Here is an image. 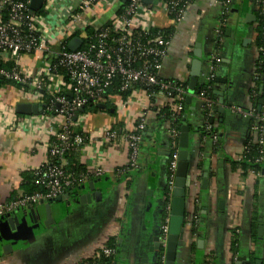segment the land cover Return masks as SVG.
I'll return each instance as SVG.
<instances>
[{"label": "crops", "instance_id": "crops-1", "mask_svg": "<svg viewBox=\"0 0 264 264\" xmlns=\"http://www.w3.org/2000/svg\"><path fill=\"white\" fill-rule=\"evenodd\" d=\"M62 4L66 8L71 5ZM62 4L58 0L50 12L64 16ZM255 12L256 0H193L177 25L163 9L150 17L152 27L171 32L159 76L186 84V97L194 52L196 45L200 46L201 67L185 124L190 130L191 157L186 214L196 219L197 233L191 234L184 226L176 264H204L209 254L214 259L208 264H264V165L258 173L245 174L235 165L242 160L245 144L255 143L254 117L244 116L237 109L252 111L255 116L264 114V97L255 80L256 26L251 19ZM94 13L99 18L94 20L95 26L109 17L108 11ZM41 58L38 54L35 64ZM202 86L208 87L207 95L200 90ZM30 94L32 91L23 93L13 86L0 88V103L13 110L18 104H40L26 101ZM107 106L99 109L109 112L72 118L87 136L79 160L90 178L77 193L64 194L69 197L60 202L42 200L40 207L20 208L22 223L14 225V231L6 219L2 220L0 264H77L96 255L109 241L112 264L158 263L156 244L165 218L171 153L169 124L163 119L169 100L157 93L148 100L139 95L121 109L112 100ZM203 108L208 109L207 121ZM12 113L19 127L0 128V206L18 190L23 171L47 164L50 129L65 123L54 115L47 117L44 109L38 116ZM142 113L145 121L138 133L137 167L124 181L121 169L128 165L126 146L103 134L113 128L123 134L132 131ZM204 124L208 132L201 134L199 128ZM262 151L260 160L264 163V145ZM96 168L101 170L100 176L93 175ZM17 195H21L19 190ZM45 204L50 205L52 220L46 226ZM30 210L36 223L28 218ZM234 237L236 249L232 254L230 242Z\"/></svg>", "mask_w": 264, "mask_h": 264}, {"label": "built area", "instance_id": "built-area-1", "mask_svg": "<svg viewBox=\"0 0 264 264\" xmlns=\"http://www.w3.org/2000/svg\"><path fill=\"white\" fill-rule=\"evenodd\" d=\"M127 1L128 4L123 13L117 15L120 0H61V4L64 2L71 3V5L66 8L62 4L61 6L66 8V13L59 17L54 14L55 12H50L51 6L57 5L58 0H44V7H42L44 15L42 16H35L28 10L29 1L0 0V63L2 65L10 63L15 67L10 71L0 67V76L31 88L34 93L25 97L26 101L34 100L41 103V92L50 97L56 104H59V109L55 110V113L65 120L63 126L66 131L56 136L57 144L49 145L47 156L48 154L61 155L69 146L68 127L72 125L70 112L81 108L87 98L97 101L106 96L116 78L120 79L119 92H130L126 99L119 94L109 98L116 102L120 109L139 95L146 100L151 97L143 90L133 89L135 84L143 83L146 86H156L158 93L168 98L174 115L181 114L185 96L182 83L174 81L175 84H170V80H162L159 76L162 61L166 57L170 44V37L164 36L162 30L152 27L150 17L154 11L163 9L169 15L175 14L171 22L177 25L183 19L186 9L193 0H157L155 5L150 6L142 4L140 0ZM94 10L111 11L112 13L102 24L95 26L94 20L99 18ZM263 10L264 0H256V11ZM106 23L107 28H102ZM90 27L98 28V31L86 49L79 48L74 52L65 50L67 43L74 37L80 38L82 42L89 40L86 32ZM152 28L158 30L157 35L149 39L147 43L142 44L134 40L133 33L138 32L137 34L148 36ZM113 35H116V39ZM112 45L116 48H112ZM38 54L42 58L37 61L39 63L35 64V57ZM54 58H59V65L67 69V82L63 81V76L55 77L56 74L52 67ZM134 61L141 62L138 68L133 67ZM255 80L260 81L259 88L264 97V75L261 76L256 72ZM44 81L46 82L45 89L42 87ZM64 92L74 97L71 102L63 95ZM237 110L244 116L254 117L255 123L252 131L255 143L261 148L260 154H262L264 114L255 116L252 111L245 113L240 109ZM12 112H14L13 109L0 103V128L16 130L19 127L16 117L10 116ZM173 120L175 121V117ZM144 121L145 115L142 113L136 119L137 123L133 130L124 133L119 138L111 129H106L103 134L108 140L115 142L118 139L125 144L128 157L127 166L133 170L137 167L138 133ZM50 131L52 133L53 129ZM169 133L171 140L179 135L175 128H170ZM72 143L79 146L83 140L75 136ZM177 154L170 153L168 170L171 176L167 182L170 190L177 165ZM93 175L100 176L101 170L94 169ZM41 184L47 190L45 198L53 199L72 186V178L64 170L52 167L42 175ZM42 200L44 199L37 196H20L0 206V218L14 214L27 204ZM165 211L167 217L164 218L161 228L163 241L166 240L168 231L169 205L165 207ZM112 255V248L102 246L96 255L82 259L77 264H102L99 263L101 257L111 258Z\"/></svg>", "mask_w": 264, "mask_h": 264}, {"label": "trees", "instance_id": "trees-1", "mask_svg": "<svg viewBox=\"0 0 264 264\" xmlns=\"http://www.w3.org/2000/svg\"><path fill=\"white\" fill-rule=\"evenodd\" d=\"M23 2L29 1V0H20ZM128 1L126 0V2H121L120 1V5L116 11L117 15H120L123 13V10L125 9V7L127 6ZM28 10L35 16H42L44 15V10H39L37 12H32L29 9V6L27 7ZM175 16V14H170L169 17L171 19H173V17ZM255 40H254V45L255 48L257 50V60H256V72H258L261 76L264 75V10L263 11H256L255 12ZM108 24L106 23L105 25H103L102 28H107ZM98 28L94 29V28H88L87 29V36L90 38L89 40H84L83 45L80 47V49H86L90 42H92L94 40V36L97 33ZM157 31L156 29H151L150 30V35L148 36H144L141 34H136L133 33V38H135L134 40H138L140 43H147V41L151 38H153L155 35H157ZM164 36H168V38L170 37L171 32L169 30H162L161 31ZM159 33V32H158ZM141 35V36H140ZM113 37H115L116 39V35ZM112 48H116L115 45L111 46ZM66 51H69L67 49V45L65 48ZM133 67L138 68L141 64L140 61H134L133 62ZM60 59L59 58H54L52 60V67L54 69V74L55 77H58L57 75L63 76V81L67 82V69L64 68L63 66L61 67L60 65ZM0 67H3L6 70H12L15 67H13L12 64H5L2 65L0 63ZM114 83L111 84L108 93H106V96L98 99L97 101L94 99H86L85 104L81 107L83 108V110L81 111V108H77L74 109L73 111H71V117H70V122L73 125H70V127H68V141H69V146L62 152L61 155H50L48 154L47 158H48V162L46 165L42 166L39 170H27V171H23L20 174V183L18 186V190L21 192V195L23 196H37L40 198H43V202H50L51 198H45V195L47 193V190L44 188V186L41 184V180H42V175L46 172V170H48L49 168L52 167H56V168H60L62 170H64V172H66L67 174H69L72 178V186L69 189H66L63 191V193L61 195L64 194H74L77 193L79 191L80 186L84 183V181H86L87 179L90 178V176L88 175V171L85 169V167L80 163L79 157H80V149L82 148V146L87 142V136L85 134H83L81 132L80 129L77 128V126L75 125V123L72 122V118L74 117H82L83 115L89 113V112H95V111H105V112H109L108 109L105 110H101L97 107L98 104H103L104 106L108 107V102H109V98L112 95L115 94H119L121 96H123L124 99H126V97L129 96L130 92H124L121 93L119 92V85H120V79L116 78V80L113 81ZM45 81L43 82V89H45ZM257 83H260V81H257ZM170 84H175L174 81H170ZM7 86H13L16 89L21 90V92L26 93L28 92H33V90L31 88H29L28 86H25L23 84L20 83H16L13 82L10 79L4 78L0 76V88H5ZM182 87L184 89V91L187 93V86L186 84H182ZM135 90H143L144 92H147L148 94H150L151 96H154L158 93V88L156 86H146L143 83H137L134 85ZM201 91L206 92V95L208 94V87L207 86H202V88H200ZM133 91V90H131ZM42 95V102L46 105L44 108V115H46L47 117H50L52 115H54L53 117L61 119L65 122V120L63 119L62 116L58 115L57 113H55L56 107H55V102L48 97L47 95H45L44 93H40ZM63 95L66 97V99L71 102L73 100V96L71 94H68L66 92L63 93ZM258 98V95H257ZM185 99L186 96H184V102H183V110L181 112V114L179 115H174L173 109L172 107H167L164 111L163 114V119L166 120L169 124V129L170 128H175L178 131V134L180 133V129L182 126H184L187 122L186 120V113H187V109H185ZM256 100V98H255ZM207 112L208 109L207 108H203L202 109V115L204 116L205 120L207 121ZM175 117V121L173 120ZM68 122V123H70ZM112 131L115 132L116 137L119 138L123 135V132L120 131V129H111ZM66 131V128L64 126L59 127H55L53 129L52 135L50 137V145H54L57 144V140H56V136L57 135H61ZM199 131L201 134H206L208 132L207 130V126L204 124V126L199 128ZM75 136H79L82 138L83 143L79 146H76L72 143V139ZM178 141H179V135L174 138L173 140L170 139V147H171V153H178L179 151V147H178ZM261 148L256 145V143H253L251 141L247 142L245 144L244 147V152H243V157L242 160H240L238 163L235 162L236 167H238L243 174L248 173V172H254V173H258L262 167V165H264V163L260 160L261 158V154H260ZM62 162H65L64 165H62ZM169 162L170 159L168 160L167 163V182L169 177L171 176V173L168 170L169 167ZM121 171L123 172L122 174V178H124V181H128L127 179L130 178L131 176V171H135L130 167H125L124 169H121ZM120 172V170L118 171ZM128 183V182H126ZM18 190L14 191L13 193H11L9 199L7 200L6 204L14 201L17 199L18 195ZM170 197H171V190L168 187V184L166 183L165 186V207L169 205V201H170ZM39 202V201H38ZM32 203V204H27L26 206H24L23 208H28L32 207V208H36L38 205H40L39 203ZM40 207V206H38ZM167 217L166 211H165V218ZM186 221L185 224H188L187 226L190 228V232L191 234H196L197 233V223H196V219L191 216L190 214H186ZM161 238V237H160ZM236 245V238L234 237L231 242H230V252L232 254H235V247ZM106 247L112 248V241L107 242V244L105 245ZM192 252L194 251V246L191 247ZM195 252V251H194ZM164 254H165V247L164 245H161L158 249V263L157 264H163L164 262ZM214 259L213 255L209 254L204 260V264H208L207 262L211 259ZM212 259V260H213ZM99 263L102 264H112L111 262V258H100Z\"/></svg>", "mask_w": 264, "mask_h": 264}, {"label": "water", "instance_id": "water-1", "mask_svg": "<svg viewBox=\"0 0 264 264\" xmlns=\"http://www.w3.org/2000/svg\"><path fill=\"white\" fill-rule=\"evenodd\" d=\"M122 3L126 2V0H120ZM144 5H155L157 0H140ZM44 0H29V9L32 12H37L41 10L43 7ZM254 19V17H251ZM199 41V39H198ZM82 40L78 37L72 38L67 43V49L70 52H74L79 49L82 45ZM199 44L196 45V50L194 52L195 59L192 61V71L190 72V80L188 85V96L185 99V109H188V105L190 103V95L194 93V89L197 84V77L199 76V69L201 67L200 61V50ZM42 93V92H41ZM262 103V101H260ZM44 103L40 104H18L15 106V113L16 114H27V115H34L38 116L42 113L43 109L45 108ZM56 109H59V104L55 103ZM98 108H104V105H97ZM81 111L83 108L80 109ZM189 127L182 126L179 133V141L178 147L179 151L177 154V165L174 172V179L173 185L171 189V197L169 201V218H168V231L166 240L163 241L161 238L159 239V243L156 244V248L163 244L165 247V254H164V262L163 264H176V254L177 248L179 246V241L182 238V233L184 230L185 221H186V200L189 194V167H190V160L189 157ZM91 188L93 184L89 185ZM97 195H99L97 193ZM68 195L58 196L50 200V203L57 201L60 202L64 198H68ZM49 203V204H50ZM45 204L44 209L46 213L47 220L45 221V226L52 222L50 216V205ZM29 220H32V223L37 222V218L33 210H30L28 213ZM31 218V219H30ZM6 219V223L9 225L12 231L15 230L14 225H19L22 223L21 214L17 211L14 214L6 215L3 218H0V222ZM201 245V242H199ZM198 243V245H199ZM199 245V246H200Z\"/></svg>", "mask_w": 264, "mask_h": 264}, {"label": "rangeland", "instance_id": "rangeland-1", "mask_svg": "<svg viewBox=\"0 0 264 264\" xmlns=\"http://www.w3.org/2000/svg\"><path fill=\"white\" fill-rule=\"evenodd\" d=\"M111 13H112V12L110 11L109 14H108V16H109ZM20 196H23V195H19L18 197H20ZM18 197H17V198H18ZM10 215H11V214H10Z\"/></svg>", "mask_w": 264, "mask_h": 264}, {"label": "flooded vegetation", "instance_id": "flooded-vegetation-1", "mask_svg": "<svg viewBox=\"0 0 264 264\" xmlns=\"http://www.w3.org/2000/svg\"><path fill=\"white\" fill-rule=\"evenodd\" d=\"M5 217V216H4ZM3 218V217H2Z\"/></svg>", "mask_w": 264, "mask_h": 264}]
</instances>
